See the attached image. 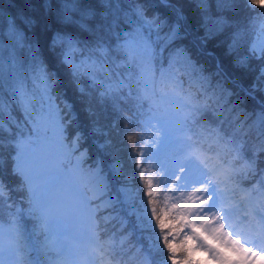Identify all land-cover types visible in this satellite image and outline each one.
Masks as SVG:
<instances>
[{
	"label": "snow or ice",
	"instance_id": "obj_1",
	"mask_svg": "<svg viewBox=\"0 0 264 264\" xmlns=\"http://www.w3.org/2000/svg\"><path fill=\"white\" fill-rule=\"evenodd\" d=\"M125 2L126 8L121 0H41L39 7L57 20L48 47L61 49V62L81 93L85 91L82 77L88 78L89 87L100 85L102 97L122 94L125 88L131 95L136 88L137 115L142 117L136 125L141 135L138 139L128 135L127 140L132 144L129 178L137 186L121 191L129 198L135 191L139 197L138 220L150 232L158 256L155 264H210L193 260L196 252L208 254L216 264H256L257 257L264 261V169H258V158L264 155V0H215V15L210 0H192L199 14L195 29L183 7L172 0H158L161 9L169 10L163 15L150 11L153 5L144 0ZM245 12L248 28L240 19ZM37 23L36 17L23 14L7 20L13 53L27 49L30 63L25 69L13 54L16 75L8 97L0 90V209L5 204L10 209V219L0 221V264H32L20 224L24 215L33 217L42 233H50L46 249L66 251V244L54 238L57 221L50 213L38 145L54 139L61 157L58 164L75 157L77 171L89 158L88 150L81 147L83 134L70 131L72 115H65L53 100L55 77L39 44L25 31ZM257 28L258 39L246 41L249 30ZM4 36L0 32V50L5 47ZM209 43L223 46L231 68L247 75V80L233 77L219 62L215 72H207L193 58L192 49ZM77 52L88 56L76 59ZM119 69L123 71L117 74ZM29 74L35 85L32 92L25 88ZM180 74L188 78V90ZM193 85L198 87L192 90ZM249 102L259 107L254 120L246 111ZM164 105H174L172 114L161 115ZM253 131L258 134L255 144ZM205 143L212 146L213 155L206 154ZM120 169L119 163L112 167L116 173ZM4 174L15 178L14 188H9ZM87 174L89 183L77 191L81 232L87 241L79 264H93L98 250L114 251L112 241L101 243L110 217L97 215L92 200L99 197L91 194L107 190L108 175L98 165ZM257 177L259 187L242 186L247 180L255 183ZM13 191L21 193L23 206L10 202ZM237 193L239 200L234 199ZM180 251L184 256L178 259ZM229 253L238 259H231Z\"/></svg>",
	"mask_w": 264,
	"mask_h": 264
},
{
	"label": "trees",
	"instance_id": "obj_2",
	"mask_svg": "<svg viewBox=\"0 0 264 264\" xmlns=\"http://www.w3.org/2000/svg\"><path fill=\"white\" fill-rule=\"evenodd\" d=\"M40 2L41 0H0V32L5 33V50L3 57L0 58V65H2L0 77H2L3 88L0 90L4 92L7 98L9 95L8 86L12 84L13 78L16 75V70L11 66L13 54L23 63L25 69L28 68L30 63L27 49H16L15 53H13V49L10 47L9 39L6 35L7 20L14 14L34 16L38 20L37 25L32 29H25V31L32 41L39 44L47 67L54 74V102L59 104L65 115H72L73 124L70 131H79L83 134L84 138L81 142V147L86 148L89 155V158L83 163L82 171L75 169V157L70 160H65L62 164H58L57 162L56 167L61 173L59 176H64L68 180V183L75 186L78 191L83 190L85 185L89 183L90 178L87 173L93 165H98L108 175L107 190L102 193L100 191L91 193L94 197H99V199L94 198L92 200L94 208L98 209L97 215L99 217H110L106 224V231L101 233V243L112 241L114 244V251L108 249L103 251L98 250L100 257L107 258L106 263H100L155 264L158 256L153 251L150 232L141 228L138 220L139 197L135 194V191L132 192L130 198L121 191L123 187L134 190L137 186L136 180L129 178L131 176V161L128 159V152L132 148V144L127 140L128 135H132L136 139L141 135L137 131L136 125V121L142 119V117L137 115L136 88L131 89V95H129V89L125 88L122 90V94L115 93L107 97H102L100 95V92L103 90L102 87L100 85H97L95 88L89 87L88 78L82 77L80 85L84 86L85 91L81 93L79 85L74 80L71 71L61 62V49L56 48L53 50L48 47L49 38L55 34L58 23L54 16L46 14L39 7ZM121 2L125 8L128 6L125 0H121ZM128 2H134V0H128ZM144 2L153 5L150 9L152 12L159 11L163 15L169 11L161 9L158 6V0H144ZM172 3L183 7L185 14L190 18L189 23L192 29H195L199 14L191 6L192 0H172ZM210 5L211 13L215 15L217 11L215 0H210ZM248 15L247 12L241 14L242 27L248 28V21L246 19ZM253 33L249 30L246 41L252 40ZM185 43L188 42L185 41ZM243 50L244 48H241V51ZM192 54L193 58L198 60L207 72H215L217 63L219 62L223 64L225 70L230 72L233 77L241 79L242 81H246L248 78L247 75L231 68L230 60L224 54L223 46L221 45L209 43L203 49L193 48ZM81 55L87 58L88 53H74L76 59H80ZM116 71L118 74L123 69ZM97 75L102 79L105 78L104 72H99ZM180 79L184 82V88L188 90V78L180 74ZM197 87V85H193L192 90H195ZM25 88L29 92H32L35 88L30 74L25 82ZM39 107L40 105L37 103V108L39 109ZM173 109L174 105H164L161 109V115H170ZM246 111L249 114L250 120H254L256 113L259 112V107L249 102L246 105ZM15 114L20 117L19 112ZM125 117L128 119L125 120ZM125 128H129L130 131L125 133ZM95 129H98V131H94ZM251 138L253 144L257 143V132L253 131ZM106 141H110L107 147H98ZM50 142L55 143V140L50 138L49 140L42 141L38 145L37 153L40 148L43 151L48 150L46 145ZM203 148L206 153L213 152L212 146L208 143L203 144ZM248 154L251 155V152L249 151ZM55 158L57 161L61 159L57 149ZM45 160L47 162L54 161L52 159ZM116 163L121 165L120 173L112 171V167ZM44 166L43 164L42 168ZM48 166H50L49 163ZM263 168L264 155H261L258 158V169ZM136 171L138 173L139 169ZM3 179L7 182L9 188L15 187L16 180L14 177L4 174ZM251 181L253 182V180H247L243 183H250ZM139 186L142 188L143 182H140ZM10 202L14 203L17 207L23 206L21 193L13 191ZM157 206L161 207L162 205ZM9 211L8 205L5 204L0 209V221L7 222L10 219ZM20 224L22 226L21 230L24 233V242L29 246L27 258L32 264H52L53 261L57 260L68 261L67 250L61 254L45 248L46 240L50 233H42L39 230L38 222L33 217L28 215L20 217ZM54 238L63 243V238L65 237L55 232ZM200 253L201 256L196 255L197 252L194 253L192 259L195 261H204L203 259L206 258V253ZM183 256L184 253L182 251L177 253L178 259H181ZM214 263L216 262L210 259V264ZM168 264H171V262L169 261Z\"/></svg>",
	"mask_w": 264,
	"mask_h": 264
},
{
	"label": "rangeland",
	"instance_id": "obj_3",
	"mask_svg": "<svg viewBox=\"0 0 264 264\" xmlns=\"http://www.w3.org/2000/svg\"><path fill=\"white\" fill-rule=\"evenodd\" d=\"M259 29L257 28L253 33V37L251 41H255L258 39ZM3 50H0V58L3 57ZM50 145V147H48ZM46 145V151L38 150L37 159L41 166V169L45 173L47 187H48V200H49V209L53 218L57 221L56 231L59 235L64 236L63 243L66 244V250L68 251V261L66 264H79L82 254L86 251L87 241L81 232V221L80 215L77 207V190L76 187L69 184L68 180L64 176L60 177V171L56 167L57 159L56 157V149L57 145L55 143H49ZM213 155V154H207ZM45 159H52L47 162ZM42 163V164H41ZM48 163L50 166H48ZM45 165L42 168V165ZM53 165V166H52ZM259 187L258 180L253 183L250 187ZM226 191L227 196H231L232 194ZM255 195V194H253ZM234 199L239 200V194L237 193ZM243 212V206L241 207V215ZM259 217H257L258 219ZM71 242L70 244L67 242ZM78 241V242H77ZM198 256H201L200 252H197ZM231 259L236 260L238 257L229 253ZM206 254V258L203 259L204 262L210 261V256ZM7 258V256L5 257ZM256 264H264V261H261L259 257L255 258ZM106 259L100 257L97 251V254L94 256L93 264H101L106 263ZM212 263V262H211ZM216 264V263H214Z\"/></svg>",
	"mask_w": 264,
	"mask_h": 264
}]
</instances>
